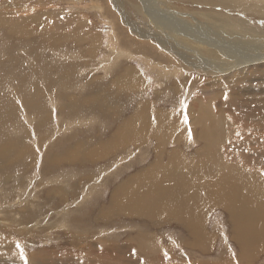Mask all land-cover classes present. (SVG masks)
Listing matches in <instances>:
<instances>
[{
  "label": "rangeland",
  "instance_id": "1",
  "mask_svg": "<svg viewBox=\"0 0 264 264\" xmlns=\"http://www.w3.org/2000/svg\"><path fill=\"white\" fill-rule=\"evenodd\" d=\"M155 2L150 4L159 8L158 12H147L140 0H82V2L79 0H1L0 9H3L4 16L12 22L6 23L5 28L2 26L3 28L0 30L2 40L0 47L4 50L3 58L5 59L3 67L0 68V81L11 75V81L14 84L0 89V145L5 143V139L16 144L18 137L21 138L22 144L18 150L16 147V149H11L5 155L0 156V236L10 233V237L16 240L31 257L50 250L55 264H77L80 261L89 260L95 263L97 259L102 263H111L113 260L102 254L105 249L112 248L114 250L115 245L118 244V257L122 262L126 257H133L134 261L140 260L142 259L141 254L136 251L137 248L133 244V240L127 238L129 234H137V229H140V232L155 235L156 247L151 246L150 250L145 252L147 255L145 259L150 260L154 257L155 264H214L210 261L218 260L216 258L218 253L221 252V255L232 254L233 251L238 250L236 239L231 236L227 210L219 206L208 210L203 223L198 222L201 227L200 239L207 242L203 251L190 247L189 243L195 242V239L192 240V236L187 233L186 228L176 224L175 220L164 224L161 222L151 223L148 217L136 216L138 210L131 216H120L116 214L118 211H115V216H110L111 219L106 221L107 223L94 222L91 219L90 226L98 228L103 224H110L108 225L110 227L108 230L105 229L104 235L95 236V238L87 237L82 241H78L80 238H77V231L70 228L77 225L75 221L72 226L64 225L63 218L77 206L79 208L82 205L81 198L84 196L85 200L89 198L90 194H86V192H89V188L92 186L90 183L100 184L102 188L105 186L101 197V201L105 202L109 190L116 182L114 179L117 173L111 171V168H107L106 171L109 172L102 176L106 158L98 157L99 159L95 158L94 162H92L93 160L82 161L78 158L76 161L70 162V166L77 171L75 178H65L61 177L58 171L60 161L57 165H53L51 160L53 156L47 157V149L54 145V139L63 137L68 139L72 136L73 140L70 142L72 145L78 137L74 132L85 129V126H81L84 122H93L91 126L101 133L99 140L106 141L104 146L107 147V150L99 156H104L111 151L113 155L109 157L108 161H110L124 153L122 160L113 159L117 163L116 168L121 172V176L125 175L127 171H135L140 165L137 161L135 162V158L139 156H141L139 158L141 161L144 160L147 163L154 159L156 154L163 159H166L170 153L195 159L196 156L214 155L219 158L228 152H230V156L234 153L232 148L237 141L236 136H240L242 122H235L231 114L233 110L227 112L226 118L227 122L233 121L234 123L227 127L228 132L223 139L218 140L222 151H212L207 148L204 152H195L197 149L205 148V142L198 136V131L202 126L206 132V125L200 124L199 129H194L196 124L191 123L189 109L186 110L192 102L190 100L199 95L201 87L204 85L217 84L219 90L225 93V91H230L231 83L227 82L228 76H226L225 70L222 74L225 77L213 74L218 79L213 83L210 78L212 73L200 72L199 60L196 59V61L190 52L187 53L189 55L188 58L186 57L187 61H181L176 53L180 43L177 33L182 25L187 26L193 36V39H190L191 42H197L200 43V46H204V52L208 48H214L215 53L218 52L216 55L221 56L219 59L214 57L215 61H224L228 64L230 72L237 70L240 73L238 68L241 65L234 68L233 62L226 58L222 59V52L217 50L226 47V42H230L229 40L236 39L235 31L242 30L237 24L242 22L241 20L249 26L248 28L264 33V15H259L257 11L255 14L247 13L242 7H235L234 2L228 6V0H195L194 3L189 0H155ZM116 3L119 9L113 8ZM6 5L7 7H5ZM93 5L101 6L99 9L98 6L93 8ZM9 6L12 9L15 7L17 11L10 9ZM171 10L175 13L170 12ZM212 13L220 16L222 21H211L210 14ZM201 14L205 16H201ZM157 16L159 22H150ZM124 19L128 23H124ZM20 20L24 25L29 22L26 33L20 29ZM169 21L173 23L175 29L171 30L173 32L171 33L166 28L167 36H165L169 39H164L162 37L164 34L159 30V27L163 25V22L168 23ZM227 21L232 24V33L224 30ZM15 24L18 31H8L13 29ZM150 25L151 27H148ZM213 29L217 31H213ZM201 31L204 35L198 34ZM219 31H223L222 35L217 34ZM143 34L149 35L150 39H141L140 35ZM170 37H173V40ZM198 37L208 38L211 45L200 41L197 39ZM155 39H159V42H155ZM245 40L247 39L245 38L243 42ZM231 43L233 42L231 41ZM253 43L249 42L250 45ZM166 49L168 50L167 54L165 53ZM243 50L247 53H244L247 57L251 53L252 58L259 55V53L253 52L252 48L246 49L241 44L239 51L243 52ZM261 52H264V49ZM117 53L124 54L118 56ZM64 66L67 68L65 69ZM261 66L253 70L254 73L253 71L248 73V77L239 78V83L247 86L248 92H251L249 85H251L250 87L264 85V72L259 69ZM129 70L137 72L142 78V81L132 89H130L131 85H119ZM11 71H14L13 74L4 73ZM163 83L167 87L162 88ZM68 84L69 86H67ZM175 85L178 88L181 87L177 98L172 93L177 90ZM20 86L23 90L19 88ZM27 88H30V91ZM165 88L172 92H167ZM30 94H38L40 97V106L39 109L35 108L36 111L28 104V98L31 99ZM98 94L102 95V104L94 101V97ZM162 94H171L172 97L163 99ZM75 99L78 102L90 99L93 100V103L91 104L89 100L88 108H82L78 112V116L67 115V110L65 115L61 114V107ZM230 100H234L235 106L241 104V101L236 97L229 99L228 102ZM251 101L253 99H246L245 103H249L248 105L251 106ZM145 102L157 111L170 109L174 114L179 113L180 110L184 111L186 114L185 123L182 126L183 131L179 128L176 135L164 136L160 133L156 137V139L159 138V146L155 150L152 145H150L151 148L147 146L146 140L143 141L142 152H139L138 155L135 149H130L131 144L127 143L130 142L129 138L124 140L119 135L117 122L120 119L131 118ZM114 108L119 119H113L114 115L109 113ZM237 110L244 115H250L254 111L251 109L249 114L246 110H241L239 106H237L236 112H238ZM220 111L221 108L217 107L215 113ZM261 119L264 122L263 114ZM76 120L77 123L74 122ZM98 120L102 126H98ZM244 121L251 123L248 117ZM70 124L74 128L68 132L64 131L63 128ZM7 128L19 130L23 136L20 134L17 136L14 131L8 133ZM219 132L218 126L216 134ZM91 133L90 130L81 131L80 138L83 137L84 141L91 140L93 138ZM103 136H105V140ZM194 139L198 143L195 144ZM182 141L190 146L174 149L175 145ZM127 161H130L128 168L125 167ZM176 163L177 165L181 164L180 161H176ZM62 166H68V163ZM97 166L99 168L95 169ZM121 167L123 169H120ZM199 169V165L194 169L185 168L183 175L192 177V174ZM262 172L264 173V168ZM80 176L84 177L83 184L87 186L84 189H80L77 184ZM52 178L56 180L53 181ZM172 181L174 180H161L165 184L164 188ZM149 185L150 183L146 182L144 185L131 187L129 189L131 200H135L138 193ZM53 188L55 191L48 194ZM156 191L152 190L147 195L145 199L147 203L153 200L155 204L161 203L160 199L153 196ZM82 192L85 193L84 196H82ZM77 196L80 198L75 200ZM141 200L143 199H140V202ZM94 209H91L92 212H96L97 208ZM99 212L100 208L96 215ZM134 222L135 226L133 227ZM149 222L151 226L145 225H149ZM39 228L47 230L41 231ZM72 232L75 237H71ZM78 233L82 234L83 231ZM86 233L88 234V231ZM90 233L93 235L94 232ZM115 233L118 234L114 239L109 240ZM207 233L214 236L212 245L209 237L202 236ZM118 236L119 238L114 241ZM229 236L230 240H228ZM1 244L2 242H0V246ZM111 245L113 247H110ZM128 247H131V250ZM155 249L157 254H155ZM205 250L207 252H204ZM133 253L138 257H134ZM3 258L0 255V264H8L9 261ZM199 261L201 262L198 263ZM37 262L46 264L45 259L42 258H39ZM242 264H264V251L258 252L253 259Z\"/></svg>",
  "mask_w": 264,
  "mask_h": 264
},
{
  "label": "bare ground",
  "instance_id": "2",
  "mask_svg": "<svg viewBox=\"0 0 264 264\" xmlns=\"http://www.w3.org/2000/svg\"><path fill=\"white\" fill-rule=\"evenodd\" d=\"M149 1L152 0H140L144 9L147 12H158L159 8H156V6L150 4L152 2L156 3L155 0L150 3ZM189 1L193 3L195 2V0ZM79 2H82V0H79ZM233 2L235 7H242L247 13L255 14V11H257L259 15H264V0H228V6L230 3ZM7 5L5 7H7ZM97 6L98 5H93V8ZM100 6H98L99 9ZM12 7H10V9H12ZM113 8L119 9L118 4H114ZM14 9L12 10L16 12L17 10L15 7ZM170 12L173 11L171 10ZM176 12L180 13L179 11ZM174 13L175 12H173V14ZM170 14L173 15L172 13ZM180 14L185 15L182 13ZM201 16L205 15L201 14ZM157 17H154L153 21L151 20L150 22H159V17ZM195 18L197 19V17ZM210 18L211 21H222V18L220 16H217L213 13L210 14ZM170 21L168 23L163 22V25L159 27V30H161L164 34L162 35L164 39H169L168 37H166V28L169 29L170 32L171 30L175 29L173 23ZM241 21V24H237L241 27L242 30L235 31V34L237 36L236 39L229 40L230 42L225 41L226 47H224L222 50L215 49L219 52H222V54L220 53L223 56L222 59L226 58L227 60H231L233 62L234 68H237L239 65H241V67L238 68L240 73H238L237 70H235L234 72H230L228 64L224 61H215V58L219 59L221 56L216 55V53L218 52L215 53V51L213 50L214 48H208L207 50L205 49L206 51L204 52V46H200V43L197 42H191L190 39H193V36L187 26L182 25V27L177 33L180 38V43L176 49V53L181 61H187V58L189 56L187 53L190 52L192 53V56L195 60H199L198 67L200 72L205 73L208 71L209 73H212V76L210 75V78L211 80H213V83L215 82V80H218L213 74H219L216 76L225 77L224 75H222L224 70L227 72H225L226 76H228L226 78L227 82L231 83L230 91H225V93L224 91L219 90L217 84L204 85L201 87V92L199 93V95L190 100L192 102H190L189 108H186V110L189 109L188 114L191 118V123L196 124L194 126V129H199L198 126L200 124L206 125V132L202 126L201 130L199 129L198 131V136L202 138L205 142V148L197 149L195 152H204L207 148L212 149V151H222L221 145L218 143V140L221 138L223 139V137L228 132L227 127L229 125L232 126V124L234 123L233 121L227 122L226 118L227 112H231L233 110L231 114L236 123H240V121L242 122V128L241 132L239 133L240 136H236V138L233 137L237 139V141L234 140L235 143L232 148V150H234V153L232 156H230V152H228L225 156H219V158L217 156L211 155L209 157L196 156L195 159H188L185 156L182 157L179 154L170 153L168 154V157L166 159H163L158 154H156L154 155V159L148 161L147 163L144 160L141 161L139 159L141 156H139L135 158V162L137 161V163L140 164L135 169V171H127L125 172V175L121 176V172L118 171V168H116L117 163L115 162L117 160H122L124 153L120 157L113 158L116 159V161L113 159L108 161L109 157L113 155L111 151H109L104 156H99L101 153L107 150V147L104 146V142L106 141L99 140L101 139V133L91 126L93 122H84L81 125L85 126V129L81 131L90 130V132H92L91 134H93V138L91 140L86 139L84 141L83 137L80 138V130L74 132L78 135V137L73 141L72 145L70 144V142L73 140L72 136H70L68 139L63 137L61 139L53 140L54 145H51V147L47 149V157L53 156V158L51 159L53 165H57L60 161L58 171L61 177L75 178L77 171L75 168L70 166V162H74L78 158L82 159V161L89 162L92 160V162H94L95 158L98 157L104 159L106 158L107 161L102 168L104 169L102 171V176L103 174L109 172L106 171L107 168H111V171H114L115 174L117 173L115 175L116 178L114 179V181L116 182L112 185L111 189L109 190L105 202L101 201V197L103 196L102 191L105 186L102 188L100 184L90 183L92 186L89 188V192H86V194H90L89 198L85 200V193L82 192V196H84L81 198L80 201L82 202V205L79 208L77 206L70 213L73 214L72 216H69L70 214H68L64 218L62 217L63 221L65 222V226H72L73 221L77 223V225L72 226L70 228H73V230L77 231V238H80L78 239V241L85 240L87 237L95 238V236L104 235V232L106 231L105 229L108 230V228L110 227H108V225L110 224L104 225L103 223V225H101L100 227L98 226V228L90 226L91 219H93L94 222L97 221L107 223L106 221H109V219H111L110 216H115V211H118L116 214L120 216H131L133 215V212L138 210V214H136V216L148 217V219L152 222L160 221L161 224H164L168 223L171 220H175L176 224L186 228L187 233L192 236V240L195 239V242L193 241L189 243V245H191L190 247L194 249L199 248L201 251H203V248L207 245V242L205 240L202 241V239H200L201 227L198 225V222L203 223L208 210L213 207L219 206L227 210L226 212L228 214V220L230 223V232L232 234L231 236L236 239V242L238 244V250L233 251L232 254L225 255H221L220 252L216 256L218 260L210 261V263L242 264L245 261L253 259V257L256 256L258 252L264 251V173L262 172V169L264 168V122L261 119V115L263 114L264 116V85H255V87H250L251 85H249L251 92H248V87L239 83L240 77H248V73L253 70H256L258 66L262 65L259 69L261 70V72H264V52H261V50L264 49V33H259L248 28L249 26L245 25L243 20ZM10 22L12 21L8 17L4 16L3 9H0V30L1 28H3L2 26H4L5 28V24ZM123 22L128 23L126 19H124ZM28 23H25L24 25L21 20L19 21L20 29L23 33L27 32L26 29H28ZM148 27H151V25ZM224 30L229 32L232 31V24H230L229 21H227ZM8 31H18V27L15 24L13 29ZM213 31L217 30L213 29ZM222 33L223 31L217 32V34L219 35H222ZM198 34L204 35L203 31L199 32ZM140 36L141 39H150L149 35L145 36L143 34ZM173 37L170 38L173 40ZM232 37H234V35ZM245 38L247 40L243 42ZM197 39H199L200 41L207 42L208 45H211L209 39L206 37H198ZM231 41L233 43H231ZM1 42L2 40L0 37V43ZM155 42H159V39H155ZM249 42L254 43L250 45ZM241 44L243 47L245 46L246 49L252 48V51L256 54L259 53V55H255L254 58H252L251 53L250 55H248V58L244 55V53H246L244 50L243 52L239 51ZM167 51L168 50L166 49L165 53ZM3 54L4 50L2 47H0V68L3 67V60H5L3 58ZM117 54L118 56H121L124 53ZM64 67L65 69L67 68L66 66ZM207 68H210V70H207ZM13 72L14 71L4 73L13 74ZM4 80L0 81V89H3L9 86L10 84L13 86L14 83L11 81V75ZM141 81L142 78L137 72L129 70L125 73V76L119 82V85H131L130 89H132ZM67 86H69V84ZM161 87L163 88L167 86L163 83ZM175 87L177 89L175 93L167 90V88H165V90L167 92H172L174 94V97L176 96L177 98V94L180 91L179 88L181 89V87L178 88L176 85ZM19 88L23 90L21 86ZM27 90L30 91V88H27ZM30 96L31 99L28 98L27 100L28 104L33 107L34 110L35 108L39 109V95L30 94ZM162 96L163 99H170L172 97L171 94H162ZM235 97L236 99L241 101V104L237 105L239 106V108H241V110L244 109V111L246 110V112L249 113L252 109L254 110L253 113H249L250 115H244L238 110V112H236L237 106H235L234 100H230L228 102L229 99H233ZM246 99H253V101H251V106L248 105L249 103H245ZM89 100H85L83 102H78V100L76 99L71 100L65 106L61 107V114L65 115V112L67 110V115L73 114L74 116H78V112L82 108H88ZM94 101L98 104H102V95L100 96L98 94L97 96H95ZM90 102L92 104L93 100H90ZM217 107H220L221 111L216 114L215 110ZM115 110L116 109L114 108L113 111L109 113L110 115H114V117H112L113 119H119V117H117V114H115ZM185 115L186 114L184 113V111L182 112V110H180L179 113L176 114H174L173 111L170 109H163L162 111H157L155 110V108L151 107L145 102L131 118L118 120L117 131L124 140L126 138H129L128 141L130 142H127L128 144H131L132 146H135V144H139L135 148V150L138 153H141L143 148L142 144H144L143 141L148 140L149 138H156L160 133H162V135L164 136L176 135L179 128H181L183 131L182 126L185 123ZM97 116H99V114H97ZM23 117L25 116L23 115ZM247 117L251 123L244 121V119H246ZM74 122L77 123V120ZM97 124L98 126H102V123L99 120L97 121ZM218 126L220 128V132L216 134V132L218 131ZM73 128L74 127L70 124L67 127L63 128V130H67L68 132ZM7 130L8 133L14 131L17 136L18 134L23 136L22 132L19 130H12L11 128H7ZM110 137L112 139V134L110 135ZM144 137L146 138L143 140ZM103 139L105 140V136H103ZM4 141L5 143L0 145V156L5 155L11 149H16V147L18 150V148H20L22 144V140L19 137L18 142H16L17 145L9 139H5ZM158 141L159 138H157V141L154 144V150L159 146ZM55 148L58 150H56ZM126 148L128 149L127 146ZM176 161H180L181 164L177 165ZM67 163L68 166H62L63 164L67 165ZM129 163L130 161L126 162V168H128ZM198 165L200 166V169L193 173L192 177H187L183 175V171L185 168L194 169ZM98 168L99 166H97L95 169ZM120 169L123 168L121 167ZM169 169L171 170L167 172V170ZM165 179H173L174 181L170 182L169 185L164 188L165 184H163L161 180ZM52 180L54 181L56 179L52 178ZM83 181L84 177L80 176L77 181V184L80 189H84L85 187H87L83 184ZM146 182H149L150 185L147 187L145 186V189L138 193L135 200H131V193L129 189L133 186L144 185ZM152 190H157L153 193V196L154 198L161 200L160 204H155L154 200L150 203L149 201L148 203L147 201H145L147 195ZM53 191H55V188H53L48 194L52 193ZM72 194L73 196H75L73 192ZM79 198L80 196H77L75 200H78ZM140 199L143 200H141L140 202ZM143 201H145L144 204ZM94 208H97V210L100 208V212L97 215V210L96 212H92L91 210ZM145 225L148 226V224ZM134 226L135 222L133 224V227ZM40 230L42 231L47 229L41 228ZM137 230V234H129L127 238L133 240V244L137 248L136 251L141 254L142 259L134 261L133 257H126L124 262L126 261V264H155L153 262L155 259L154 257L150 260L145 259L147 257L145 252L150 250L149 248L151 246L156 247L155 235L140 232V229ZM82 231V234L78 233ZM87 231L88 234L90 232L94 233L93 235H91V233L90 235H88L86 233ZM116 234L118 233H115V235L113 236L111 235L109 240L114 239ZM202 236L209 237L211 245L214 243L213 234L207 233ZM71 237H75L73 232L71 233ZM118 238L119 236L114 241H116ZM228 240H230V236ZM0 242H2L0 246V255H2L6 259V261H9L7 262L8 264H39L37 262L39 258L45 259L46 264H55L52 255H50V250H45L41 252V254H36L35 256L31 257L28 253H26L27 251L25 252L23 250V247L16 240L10 237V233H8V235H1ZM110 247H113V245H111ZM118 248L119 245L117 244L115 245L114 250L112 248H108L105 249L103 254L100 252V254L105 255L110 260H113V262L111 263H102L99 259H97L95 260V263L89 260L86 262L80 261V263L77 264H124V262H122V260L118 257ZM128 249L131 250V247H128ZM204 252H207V250H205ZM155 254H157L156 249ZM133 256L138 257L135 253H133ZM200 262L201 261H199L198 263Z\"/></svg>",
  "mask_w": 264,
  "mask_h": 264
},
{
  "label": "crops",
  "instance_id": "3",
  "mask_svg": "<svg viewBox=\"0 0 264 264\" xmlns=\"http://www.w3.org/2000/svg\"><path fill=\"white\" fill-rule=\"evenodd\" d=\"M156 141H157V139L156 138H149L148 140H146V143H147V146L149 147V148H151L150 147V145H152V148H154V144L156 143ZM194 143L196 144V143H198L197 142V140H195L194 139ZM174 142H176V140H174ZM139 145V144H138ZM137 144H135V146H130V149H135L137 146H138ZM144 146V144H142V147ZM183 146H190V144H185L184 143V141H182V142H180L178 145H175V147H174V149H176V148H182ZM189 148V147H188ZM188 151V150H187ZM136 154H138L139 155V153H136ZM151 223H154V222H152L151 220H149ZM149 222V225L148 226H151V223ZM155 222H157V223H159L160 221H155Z\"/></svg>",
  "mask_w": 264,
  "mask_h": 264
}]
</instances>
